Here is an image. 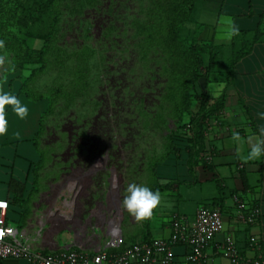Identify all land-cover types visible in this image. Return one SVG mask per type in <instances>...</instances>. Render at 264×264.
Returning <instances> with one entry per match:
<instances>
[{"label": "rangeland", "instance_id": "1", "mask_svg": "<svg viewBox=\"0 0 264 264\" xmlns=\"http://www.w3.org/2000/svg\"><path fill=\"white\" fill-rule=\"evenodd\" d=\"M145 1L131 0L126 12L131 21L126 25L105 23L78 37L72 27L73 8L81 1L56 0L57 29L44 67L33 73L40 64H27L22 71L15 68V44L0 48V84L21 74L31 97L52 102L36 138L43 156L31 198L34 214L55 224L52 233H76L82 224L87 230L97 218H113L109 222L116 225L119 221L125 242L137 233L143 221L136 222L121 203L127 185L150 187L156 164L169 152L171 132L199 106L195 95L212 99L221 86L229 65L227 50L218 54L221 60L217 57L210 71V56L201 52L198 59L188 48L191 42L208 41L201 25L211 24L215 16L193 10L172 34L149 22L153 13L142 14L140 4ZM84 11L79 18L87 22L90 14ZM133 18H141L149 33L139 31ZM27 44L39 49L43 41L28 38ZM194 72L208 78L194 83ZM89 130L101 133L96 149L70 152L78 137L90 143L85 135ZM77 155L85 159L77 161ZM191 193L196 196V191Z\"/></svg>", "mask_w": 264, "mask_h": 264}, {"label": "crops", "instance_id": "2", "mask_svg": "<svg viewBox=\"0 0 264 264\" xmlns=\"http://www.w3.org/2000/svg\"><path fill=\"white\" fill-rule=\"evenodd\" d=\"M200 10L215 16L211 24L203 23L202 33L208 42L218 47L219 53L227 50L226 55H230L227 59L230 60L233 51L232 36L229 38L231 27L235 25L239 31L255 29L259 14L264 10V0H204L196 12ZM224 70L221 86L212 96L214 99L225 92L224 109L211 125L205 140L206 146L213 150L210 164H198L190 174L186 152L167 153L156 164L154 172L158 182H169V187L160 191L161 202L152 217L144 220L139 231L131 234L126 243L167 238L174 215H182L193 222L200 206L213 203L220 204L224 210V229L204 249L207 264H230L218 252L227 235L233 236L244 254L255 253L248 246L251 235L256 236L264 247V155L245 162L251 145L260 138V129L264 128V116L261 115L264 114V42L255 43L249 54L234 63L229 75L231 84L226 85L227 69ZM21 87L18 75L9 76L0 84V90L18 96L29 109L27 118L20 120L8 108V133L0 136V198L10 204L6 219L17 229L21 241L33 250L45 254L66 250L96 253L109 235V227L114 223L109 221L113 218L108 221L97 218L87 230L82 224L72 234L65 229L52 233L50 231L55 224L33 212L35 202L31 198L37 188L36 168L41 161L36 134L47 100L31 99L21 92ZM17 131L20 132L19 138L15 136ZM233 133L239 134L236 139H233ZM10 181L22 187L19 202L13 200ZM18 185L14 186L16 191ZM168 190L172 192H166ZM191 190L196 191V196ZM234 196L256 206L259 218L254 224H245L237 219ZM117 224L119 226V221ZM174 252L180 260L183 248L177 246ZM0 264L34 263L26 257H8L1 258Z\"/></svg>", "mask_w": 264, "mask_h": 264}, {"label": "trees", "instance_id": "3", "mask_svg": "<svg viewBox=\"0 0 264 264\" xmlns=\"http://www.w3.org/2000/svg\"><path fill=\"white\" fill-rule=\"evenodd\" d=\"M81 3L74 7V12L76 17L73 22V28L77 31L78 37L86 36V32L94 26L102 27L105 23H110L112 26H116V21H120L124 25L129 23V18L127 15V10L130 7L131 0H80ZM107 1V2H106ZM204 0H146L145 3L140 4V10L145 13H153L150 19V23L156 24L159 29L165 28L170 33H177L179 26L188 19L193 10H197V6L200 2ZM56 0H0V40L4 42L6 47L9 44H15L19 50V56L16 60L15 68L22 71L27 64H40L39 67L34 68L32 73L36 70L42 69L45 63V56L49 52L51 42L54 38V34L57 29V24L59 22L58 11L55 9ZM106 4V6H105ZM88 12L90 14L87 22L83 21L79 16ZM251 14V12L249 13ZM137 29L145 32V25L141 18L134 19ZM132 21V22H133ZM203 25V24H202ZM201 25V27H203ZM113 26V27H114ZM200 27V26H199ZM145 33H149L148 31ZM151 35V34H150ZM199 36V32L196 34ZM28 38H34L43 41V45L39 49H33L27 44ZM178 41L184 43V38H178ZM264 42V10L259 14V21L257 26L253 30L239 31V35L232 36V55L229 60V65L226 68L227 73L225 75L226 85L231 84L229 80V75L232 73L233 65L243 56L249 54L255 43ZM84 43V41H83ZM82 48H88L85 43ZM189 50H191L196 58L199 59V53L203 52L210 56L209 70L213 69V64L218 57L219 60V49L214 46L211 42L196 43L191 42L188 45ZM81 49V48H80ZM83 49V50H84ZM83 52V51H81ZM81 63L83 59L79 60ZM80 63V64H81ZM78 63V66L80 65ZM18 77L22 81L21 92L26 94L31 99L38 100L41 97H31L29 92L26 90V78L22 80L21 74ZM204 77L205 80L207 76H203L198 72L192 74V80L194 83ZM113 79H110L112 81ZM120 82V81H118ZM224 96L223 92L220 96L214 99H210L204 94L195 95L199 106L194 113H191L189 118L184 122L178 123L176 128L171 132V144L169 147V152L179 153L186 152L188 155L187 164L189 167L190 174L193 173L195 166L198 164L209 165L210 162L208 157H212L213 150L206 146L205 140L207 136L208 126H211L215 120H218L219 116L222 114L224 109ZM52 102L47 101V108L40 118V127L36 134L37 136L44 129V116L46 112L51 110ZM189 125V131L191 136L187 138V145L184 149L179 147L176 143V138L181 134H184L186 127ZM101 133H92L89 130L86 133V137L90 138V143H88V138L78 137L76 139V144L73 143V147L70 152L76 151L81 152L86 147V152H92L96 149L95 140L100 136ZM38 146V143L36 141ZM90 144V145H89ZM41 159H42V151ZM168 152V153H169ZM85 158L80 155L76 156L77 161H82ZM18 185L17 182L10 181L9 190L14 194V202H19L22 193V187L19 184L17 191L14 186ZM169 187V182L161 184L158 182L157 178L152 182L149 188L153 191L165 190ZM10 205V204H9ZM216 205V206H215ZM209 208H218L220 212H224L220 204H205L202 205ZM256 207L255 205H252ZM10 209V207H9ZM147 241V240H146Z\"/></svg>", "mask_w": 264, "mask_h": 264}, {"label": "built area", "instance_id": "4", "mask_svg": "<svg viewBox=\"0 0 264 264\" xmlns=\"http://www.w3.org/2000/svg\"><path fill=\"white\" fill-rule=\"evenodd\" d=\"M189 125L184 134L176 138V143L182 149L191 136ZM211 126H208V131ZM207 131V134H208ZM211 157H208L210 160ZM236 217L245 224H254L259 213L256 207L234 196ZM9 202L0 198V259L26 257L34 264H207L205 247L223 231L224 219L218 208L200 206L195 213L193 222L182 215H174L170 222L171 232L167 238H158L148 242L126 243L118 224H111L109 235L104 245L96 252L89 253L78 250H66L58 253H42L33 250L21 241L17 229L7 221ZM117 228L116 234H111L112 227ZM183 248L179 260L174 248ZM248 246L253 254H244L233 236L227 235L219 246V255L230 264H264V247L259 239L251 235Z\"/></svg>", "mask_w": 264, "mask_h": 264}, {"label": "clouds", "instance_id": "5", "mask_svg": "<svg viewBox=\"0 0 264 264\" xmlns=\"http://www.w3.org/2000/svg\"><path fill=\"white\" fill-rule=\"evenodd\" d=\"M239 35V28L233 25L229 32L231 36ZM4 42L0 40V48H3ZM4 63V57L0 56V65ZM11 108L13 114L20 120H24L29 115V109L23 104L20 98L11 92L0 90V136L8 133V111ZM264 116V114H261ZM238 133H233V139L238 137ZM16 138L20 137V132L15 133ZM264 155V128L260 129V138L251 145L250 152L245 158V162L249 160L259 159ZM161 202V194L159 190L153 191L146 185L130 183L125 189L122 199V207L134 218L136 222H142L150 219Z\"/></svg>", "mask_w": 264, "mask_h": 264}, {"label": "bare ground", "instance_id": "6", "mask_svg": "<svg viewBox=\"0 0 264 264\" xmlns=\"http://www.w3.org/2000/svg\"><path fill=\"white\" fill-rule=\"evenodd\" d=\"M116 231H117V228H116Z\"/></svg>", "mask_w": 264, "mask_h": 264}]
</instances>
